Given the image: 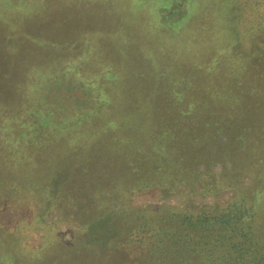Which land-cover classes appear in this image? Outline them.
Instances as JSON below:
<instances>
[{
  "label": "trees",
  "instance_id": "obj_1",
  "mask_svg": "<svg viewBox=\"0 0 264 264\" xmlns=\"http://www.w3.org/2000/svg\"><path fill=\"white\" fill-rule=\"evenodd\" d=\"M203 2L199 7L197 0H172L169 6L154 7L159 18L171 20L173 35L167 40L178 58L175 63L181 65L154 97L152 89L142 92V85L134 82L137 78L131 81L136 83L133 92L126 88L125 75L115 68L131 66L134 58L122 56L123 47L112 38L107 50L87 40L75 51H60L41 62L34 57L28 65L15 59L8 63L9 71H0V82L5 83L1 90L7 91L8 100L0 103V116L12 112L10 117H0V176L7 177L11 171L17 176L15 181L0 179V197L6 191H20L25 199L44 200L48 205H74V212L78 216L84 212L86 217L88 206L72 193L73 178H69L80 177L79 188L90 193V207L98 214L78 224L74 246L50 244L45 252L52 250L54 259L43 264H60L72 255L75 264H116L113 254L132 244L144 250L143 264H264V213L257 206L261 195L256 192L248 196L245 191L226 205L201 211L135 209L125 202L133 187L131 175H139L142 185H165L188 175L197 178L206 151L211 159L228 160L237 170L252 167L253 148L264 150V112L256 108L260 91L264 93V29L258 31L257 25L247 22L249 10L252 20L260 19L264 0ZM185 11L183 20L187 19L180 26L176 20ZM251 28V51H241L240 37ZM179 31L183 39L175 36ZM156 48L162 55L159 44ZM222 51L235 61H222ZM242 60H251L248 75L246 63L239 64ZM147 62L154 60L147 58ZM38 64L50 69L37 70ZM220 66L227 68L225 72ZM193 70L201 77L199 83ZM184 78L187 84H182ZM51 89L63 90L65 95L49 96ZM77 89L80 95L69 96ZM140 93L143 98L137 99ZM249 93L250 104L256 106L248 107L247 114ZM124 102L129 109H124ZM259 104L264 106L262 101ZM142 128L146 130L139 132ZM242 149L244 153H239ZM258 162L261 168L255 178L264 184V157ZM120 169L126 174L120 175ZM26 219L22 224L31 229L33 223ZM17 229L0 225V241L13 244L11 255L0 250L8 264L19 263L16 259L23 255L16 244L19 240H13ZM0 260L4 262L1 256Z\"/></svg>",
  "mask_w": 264,
  "mask_h": 264
},
{
  "label": "rangeland",
  "instance_id": "obj_2",
  "mask_svg": "<svg viewBox=\"0 0 264 264\" xmlns=\"http://www.w3.org/2000/svg\"><path fill=\"white\" fill-rule=\"evenodd\" d=\"M171 3L172 0H0V56H3L0 58V71H9L10 66L8 63H14L13 60L23 61L24 64L28 65L33 61L34 57L37 58L38 62H41L43 57L44 60L45 57L48 59L52 55L55 57V54L60 51H75L76 47H79L80 44L84 45L87 40H93L96 46H104V50H107V42L112 38V40L116 41L117 44L119 42L120 46L123 47L122 56L134 58L131 66L126 67L125 65L117 64L115 68L119 72L121 69L122 75H125L126 88L133 92V85L136 84L134 82H137V86L142 85V88H144L142 92H148L152 89L153 96L156 90L159 91L164 86H168L165 80L172 81V74L177 73L181 69V65L175 63L178 58H174L175 54L170 47V41H168L172 39L171 35H173L171 20L159 18L154 8L157 6L159 8L162 6L166 7ZM192 3L191 5L197 8V5ZM197 3H199V7L204 6L203 0H197ZM261 7L262 16H260L259 20H252V10L248 11L250 20H247V22L251 25L253 24V27L257 25L259 27H257L258 31L262 28L264 29V4ZM186 14L187 11L179 14L181 17L176 20L177 24L183 26L182 23L186 22L187 19L183 20ZM155 23L156 25L158 24L156 27ZM185 27L187 28V25ZM250 30V33L245 32L246 35H240V38H242L241 51H251L254 31L252 28ZM183 35L180 31L175 33V36L179 39H183ZM245 36L248 37L244 38ZM249 37L252 38L250 41H248ZM98 39H101V42L97 41ZM164 42H166L165 45H163ZM254 43H258V41L255 40ZM158 44L162 55L158 53L156 48ZM125 50L131 56L126 54ZM166 52L168 53L166 54ZM222 52V61L228 63L229 60H234L231 54H227L226 51ZM147 58L153 59L154 62L151 64L147 62L146 64ZM250 62L251 60H242L239 63L240 65L246 63V75L251 69ZM59 64L56 61L58 68ZM46 67L50 69L46 65L38 64L36 66L37 70L45 69ZM219 68L224 72L227 69L224 66ZM193 76L198 80V83L201 81L200 75L194 70ZM134 78H137V80L131 82ZM188 82L184 78L182 84H187ZM2 85L4 86L5 83L0 82V103H5L8 101L7 97H5L7 91L1 90ZM56 93L59 96L65 95L63 90H48L49 96H54ZM73 95H80L79 90H74L69 94V96ZM248 95V105L246 108L243 107L247 114L248 107H255L256 105H259V108L258 106L256 108L263 114L264 106H260L259 101L264 102V93L261 94L260 91V99L258 98V102L253 106L250 104L253 99L250 97L252 95L250 93ZM138 98H143V94L140 93ZM127 99L130 100L131 98L128 96ZM33 100L31 99L30 101ZM122 106L124 109H129L130 104L124 102ZM123 107H121L122 110ZM144 108L146 109V105ZM230 109L231 107L229 111L233 114V109ZM11 114L12 112H7L6 115L3 114L1 116L3 118L10 117ZM144 130L146 129L142 128L139 132ZM220 138L222 140L227 139L226 136H221ZM212 150L217 155L215 144L212 146ZM253 151L256 157L253 162H249L252 167L250 168L249 166L247 169L239 167L234 170L231 162L228 160H223L224 162L215 161L209 157L211 153L206 151L207 153L204 156L207 159H204V162L199 164L200 173L197 178L188 175L186 179L165 183V185L163 183L142 185L139 175L138 178L131 175L130 179L133 187L129 193L130 196L126 197L125 202L126 204H132L135 209L150 206L201 211L204 208L210 209L226 205L230 199L246 191L245 194L248 196L254 195L255 192L261 195L257 206L263 209L264 213V184L256 179L261 168L258 159H263L264 150L255 147ZM240 152L244 153V150L242 149ZM38 165L40 164L38 163ZM29 167H33V170L37 168L36 165ZM124 169L119 170L120 175L124 172L126 174ZM76 175L75 171L74 176ZM79 175L77 176L79 177ZM14 177L17 176L11 171L9 176H0V179L3 183V181L7 182L10 178L15 181L16 178ZM38 177L42 181L40 170L38 171ZM69 178H73L72 193L77 194L82 199L81 205L88 206L86 217L83 215L84 212L78 216L74 212L75 208H77L74 205L70 206L66 202L65 204L48 205L43 202L44 200L37 201L28 197L29 200H26L27 198L25 199L20 191L17 192L18 195L13 190L11 192L6 191L1 196L2 198L0 197V225L6 230L10 226L18 227V232L16 230L13 232L15 235L13 237H17V239L13 238V240H19L18 242L20 243L16 242V244L18 245V250H20L19 252H22L23 255L17 257V262L18 260L20 262L15 264H43L46 260L51 263L54 258L49 254L52 253V250L49 253L45 252L47 247L56 242H63L64 245H69L70 247L74 246L79 237L78 228L80 226L78 224H86L92 218V215L98 216V214L94 213L93 208L90 207V197H88L90 193L81 189V187L79 188L77 181L79 182L80 177L78 180L75 177ZM122 181L124 182V180ZM104 208H101L102 212H104ZM24 219L29 220V222L31 220L33 223L31 229L23 226L22 220ZM1 249L7 252L8 255L13 254V244L9 241H0ZM110 253L113 254L112 251H108L107 254ZM5 255V253H0L4 261L2 263L0 260V264H8L9 260H7ZM114 255L116 256V264H143L147 261L145 260L144 250L134 244L120 247L113 254V257ZM73 257L75 256L72 255L68 260H61L60 264H75L76 261L73 260Z\"/></svg>",
  "mask_w": 264,
  "mask_h": 264
}]
</instances>
